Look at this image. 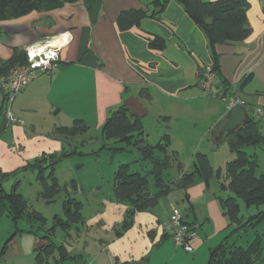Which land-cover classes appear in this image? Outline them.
I'll use <instances>...</instances> for the list:
<instances>
[{
    "label": "crops",
    "instance_id": "crops-1",
    "mask_svg": "<svg viewBox=\"0 0 264 264\" xmlns=\"http://www.w3.org/2000/svg\"><path fill=\"white\" fill-rule=\"evenodd\" d=\"M155 1L79 0L0 21V63L9 60L15 50L22 51L44 38L66 32L71 35V41L59 50L53 68L36 75L14 99L11 111L22 124L11 123L4 115L5 99L0 90V179L5 192L16 186V193L26 201L20 188L28 179L27 173L35 174L32 177L37 179L35 170L25 168L45 155L58 157L64 151L77 152L55 166L56 175L63 160L85 155L76 144L84 143L91 133L103 139L102 125L110 111L122 104L129 115L141 119L149 144L152 145L150 130L156 128L157 142L168 135V151L178 157L194 156L206 148L214 150L225 142L228 132H223L222 126L229 116L226 106L198 86V68L211 62L206 39L174 0H168L161 14L154 16L159 10ZM247 1L250 36L242 42L217 45L215 50L227 94L241 101L250 118L253 108L264 109V0ZM127 10H143L148 17L140 27L121 31L117 19ZM153 37L165 42L163 50L148 47ZM248 76L249 81L240 87ZM142 89L149 92V99L140 97ZM75 120L88 127L85 133L70 139L56 132L57 128H70ZM124 147V152L133 153V159L119 165L130 164L132 168L145 163L138 150ZM252 155L258 163L256 174L264 175L257 154ZM80 162L74 169L71 160L69 167L76 180L71 179L63 188L65 196L73 193L71 196L82 205L81 213L85 203L74 197H79L81 187L90 188L93 193L88 204L97 205L88 218L82 213L84 225L71 237L77 244L83 239L74 254L82 259L86 256L90 261H84L85 264H207L209 251L233 229L220 209L217 200L220 195L215 193L212 179L206 184L195 178L186 188H179L173 182L180 179V173L176 170L172 174L175 168H171L166 171L167 181L172 182L171 190L158 197L153 206L137 211L130 227L121 231L130 205L114 196L113 176L117 168H110L113 176L103 191L101 177L92 178L88 185L79 176L85 165L84 160ZM146 169L139 172L145 173ZM183 171L191 172L184 166ZM34 187L36 197L40 198L41 190ZM156 192L150 179L148 193L152 196ZM173 210L195 227L190 253L175 245L165 231ZM258 226L252 229L250 241L256 233L264 239ZM29 229L24 220L14 222L0 200V264H35V250L43 243L38 239L40 233L38 236L27 233ZM248 233L239 231L229 241L237 246L241 242L246 245L250 242Z\"/></svg>",
    "mask_w": 264,
    "mask_h": 264
},
{
    "label": "trees",
    "instance_id": "trees-1",
    "mask_svg": "<svg viewBox=\"0 0 264 264\" xmlns=\"http://www.w3.org/2000/svg\"><path fill=\"white\" fill-rule=\"evenodd\" d=\"M79 0H0V21L11 18H20L35 11H45L58 8L64 4L75 3ZM178 3L192 22L203 33L210 56V64L215 72L218 85L227 92V84L220 76L219 55L216 46L225 43H237L246 40L251 29L247 24V0H220L216 2H204L202 0H174ZM159 10L154 16L161 14L168 0H156L154 2ZM153 16V15H152ZM148 17L143 10H127L119 14L117 23L119 30L125 31L132 27H140L142 20ZM148 47L154 50H163L165 42L158 37L149 40ZM25 63L24 52L15 50L13 56L0 63V76L6 75L15 66ZM250 76L244 78L240 87L246 85ZM140 97L149 99V92L140 91ZM88 127L81 120H75L70 128H57L56 132L68 137H76L87 131ZM101 137L115 144H124L139 151L141 161L147 164L145 173L134 171L130 164H121L117 167L113 176V191L117 201L130 205L122 223L121 231L131 225L132 218L137 211L153 206L156 199L166 195L170 190V183L166 179V171L175 168L180 173V179L173 182L174 186L186 188L199 178L208 183L214 177L217 178L219 190L228 193L225 197L218 196L217 200L224 216L228 218L229 226H232L230 234L219 245L208 253L207 264H254L261 260L264 252V239L262 235L255 234L252 241L245 246H237L229 240L239 231L256 228L264 221V210L258 208L264 205V175L257 176L258 163L253 155H248L244 149L260 147L264 150V130L261 123L253 118H247L245 123L237 130L225 134V142L235 158L227 163L223 181L218 179L219 170H214L207 156L197 152L193 156L191 172L184 173L183 165L175 152H169V137L163 135L157 143L151 145L145 139L142 121L137 116L129 115L125 105H120L110 111L101 127ZM102 146L94 154H98ZM113 150V149H112ZM124 151L125 147L115 148ZM77 154L75 151H64L60 156H42L25 170L36 171V179L41 185L40 197L46 203L54 201L60 192L61 186L54 174L55 166L62 159ZM46 171H48L46 175ZM7 175H3L6 177ZM152 180L157 192L154 195L148 193L149 180ZM0 200L5 204L8 214L14 222L24 220L30 225L27 233L39 234L38 239L43 243L35 250V264H66L70 261L75 264H85L81 255H71L66 247V242L56 243L52 238L55 229L64 233L65 240L72 237V233L80 232L84 225L81 213L82 205L71 195H66L62 203V213L53 219L52 227L43 228L45 219L40 213L28 208L24 198L16 193V186L11 191L5 192L0 179ZM249 209L255 207L257 212L247 218L240 216V204ZM43 231V232H42ZM119 234V233H118Z\"/></svg>",
    "mask_w": 264,
    "mask_h": 264
},
{
    "label": "rangeland",
    "instance_id": "rangeland-1",
    "mask_svg": "<svg viewBox=\"0 0 264 264\" xmlns=\"http://www.w3.org/2000/svg\"><path fill=\"white\" fill-rule=\"evenodd\" d=\"M261 128L262 130H264V123H261ZM156 128H152V130H150L151 133V137L152 139L150 140V143H152V145H154L155 143H157V138H156ZM70 139H74V138H70ZM76 140V138H75ZM77 142V141H73ZM76 144V143H75ZM102 145H105L106 148L108 149H102L101 152L98 155L93 154L95 151H97ZM124 144H115L112 141H106L103 140L101 138L97 139L94 136V133H91V135L87 136L86 140L84 141V143L80 144H76L78 151L84 153L85 155L83 157L80 156H73L72 159H66L63 160L62 163L59 165V167L57 168V172H56V178L58 179V182L61 186L60 192L56 195V197L54 198V201L51 203H46L44 199H42L41 197L38 198L36 197V187L37 186L38 190H42L41 186L38 184V182L34 179V177H32L33 175L35 176V174L33 173H27V178L23 181L22 186L20 188V192H22L26 198L27 201V205L28 208L31 210L36 211L37 213H40L41 216L45 219V224L43 226V228L45 229H49L52 227L53 224V219L55 216L57 215H61L62 213V203L65 197V191L63 186L67 185V183L69 181H71V179L76 180L75 176L72 175V172L70 170V162L71 160H73V165H74V169L77 167L78 163H81L80 160H84V166L82 168V171L80 172L79 176L82 179H85L86 183L89 185L91 184V179L92 178H100V184H101V189H103V191H106V187L108 186V182H109V177L113 176V173H111L112 171L110 170V168L114 167L117 168V166L119 165V163H124L126 161H132V155L133 153H128V152H124V151H117V150H110V148H121L124 147ZM262 148L260 147H249L244 149V151L248 154V155H252L254 153L257 154L258 160L260 165L262 166V168L264 169V153ZM201 153H206V156L208 158V161L211 165V167L214 170H219V180L220 182L223 181V177L225 175V170H226V165L227 163H229L230 161H232L235 158V154L233 152L230 151L228 145L226 142L220 144L216 149L214 150H208L203 149V151H200ZM130 159V160H129ZM179 161L181 162V164L187 169L190 168V170L192 169V162H193V156H189L188 154H182V156L178 157ZM146 163H144L143 165H134L132 167V170L134 171H143L144 167H146ZM77 170V169H76ZM176 169H174L172 171V174L176 173ZM48 171L46 172L47 175ZM33 174V175H32ZM257 176H259V173L257 172L256 174ZM213 181L211 182L213 184V186L216 188L215 193L219 194L221 196H226L227 194H224V192H221V190H219V185L217 183V178L214 177L212 179ZM31 184V185H30ZM38 184V185H37ZM97 185V184H96ZM69 186V185H68ZM70 188V186H69ZM100 189V190H101ZM99 190V191H100ZM91 193H93L90 188H82L80 192L78 193L77 197L76 195L74 197H76L78 200H80L81 202L85 203L82 213L85 216V218H88L89 216L93 215L94 210L97 209V205L96 204H92L89 203L91 201ZM71 195H74L73 193ZM238 203L240 204V216H243L244 218H247L249 215H253L257 212V209L255 207H251L248 210L245 209L243 207V204L241 203V201H238ZM259 211L264 210V205H261L258 208ZM23 223V221H21ZM258 231L262 232L264 235V221H262L259 226H258ZM248 233V241H250L253 238V230L252 229H247ZM43 232V231H42ZM75 234H73L72 237H74ZM85 238V237H84ZM89 238V237H88ZM56 243L60 244L63 242H66V247L68 249V252L71 253V255H74V253L76 252L75 247H81L83 244V239L79 240V243L77 244L75 239H72L68 242L67 244V240H65L64 238V233L60 230V229H55L54 231V235L52 238ZM84 241H87L84 239ZM242 244H240L241 246H244L245 243L241 242ZM82 250V249H81ZM81 250H78L80 253ZM84 261H86V263H88L90 260H88V258H86V256L83 258ZM207 261V260H206ZM206 263V262H205ZM204 263V264H205ZM66 264H75L73 262H66ZM254 264H264V252L262 254L261 260H257Z\"/></svg>",
    "mask_w": 264,
    "mask_h": 264
},
{
    "label": "built area",
    "instance_id": "built-area-1",
    "mask_svg": "<svg viewBox=\"0 0 264 264\" xmlns=\"http://www.w3.org/2000/svg\"><path fill=\"white\" fill-rule=\"evenodd\" d=\"M71 41L69 33H61L47 37L41 41L24 48L25 63L15 66L6 75L0 76V90L4 94V115L11 123L22 124L16 118L11 106L16 96L35 78L36 75L48 73L58 61L59 50ZM198 86L207 95L222 101L230 111L238 104H242L236 96L228 95L222 87H219L215 72L211 64H204L198 68ZM243 105V104H242ZM251 118L264 123V109L253 108ZM165 231L175 245L185 252H192V241L196 237L195 227L183 221L179 211L173 210L165 226Z\"/></svg>",
    "mask_w": 264,
    "mask_h": 264
},
{
    "label": "water",
    "instance_id": "water-1",
    "mask_svg": "<svg viewBox=\"0 0 264 264\" xmlns=\"http://www.w3.org/2000/svg\"><path fill=\"white\" fill-rule=\"evenodd\" d=\"M247 120V116L242 104L236 105L229 113V116L225 120L222 131L223 132H232L241 127L245 121Z\"/></svg>",
    "mask_w": 264,
    "mask_h": 264
}]
</instances>
